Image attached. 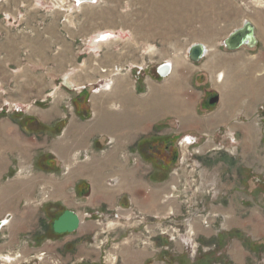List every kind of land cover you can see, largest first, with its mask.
<instances>
[{"label": "crops", "instance_id": "crops-1", "mask_svg": "<svg viewBox=\"0 0 264 264\" xmlns=\"http://www.w3.org/2000/svg\"><path fill=\"white\" fill-rule=\"evenodd\" d=\"M50 3L0 0V110H28L48 127L64 121L61 133L43 136V144L32 135L11 133L9 119L1 123L0 163H6L8 154L15 163L0 169V255L21 253L22 259L12 261L21 264L24 256L40 250L54 253L72 238L94 232L98 223L92 213L108 224L114 222L112 225L125 224L128 207L161 218L170 211L178 213L177 201L166 198L176 176L152 182L154 167L142 158L132 162L130 151L136 146L144 149L156 136L201 135L231 125L239 141L238 163L212 166L206 172L207 184L214 186L203 198V206L211 214L210 226L194 221L200 245L196 257L190 258L177 244L180 256L164 262L156 258V251L133 249L122 241L117 243V264H144L150 259L148 264H264V121L254 117L264 104V0H256L247 18L254 26L255 47L225 49L231 55L215 54L196 68L222 87L225 99L221 107L206 114L196 111L198 93L191 96L187 91L184 96L178 70L173 74L172 67L167 83L145 78L136 95L130 71L108 70L118 57L99 54L103 42L95 43L97 37L92 42L95 48L89 47L91 54H86L81 33L70 21H62L63 12ZM83 89L85 94H76ZM168 99L175 106H169ZM167 117L177 122L175 130H159ZM239 117L244 121L233 122ZM259 122L263 124L260 128ZM40 151L59 160L60 174L33 170ZM10 165L21 173L1 182ZM29 169L30 173L22 174ZM79 183L85 196L76 199ZM56 202L74 211L81 227L39 245L34 236L39 210ZM258 241L260 244L255 243ZM83 243L82 250L88 251V243Z\"/></svg>", "mask_w": 264, "mask_h": 264}, {"label": "rangeland", "instance_id": "rangeland-1", "mask_svg": "<svg viewBox=\"0 0 264 264\" xmlns=\"http://www.w3.org/2000/svg\"><path fill=\"white\" fill-rule=\"evenodd\" d=\"M49 1L52 6L63 12L62 21H70L72 28L81 33L82 40L87 43L86 54H91L90 48H95L92 42L96 35L110 33L112 40L102 43L97 49L98 53H114L118 62L109 65L107 69L118 73L130 71L134 76L136 91L142 83L141 80L145 78L154 77L157 81L167 83V77L156 75V66L165 61L171 62L173 74L178 70V74L175 73L182 85L184 96L187 91L191 96L193 93L199 94L196 106L199 114H206L216 107H221L225 99L222 87L213 83L206 74L200 73L196 68L200 66V62L209 60L215 54H230L221 45L222 40L247 20L249 11H253L257 4L256 0H251V5L248 3L250 0H97L95 3L79 6L74 0ZM204 17L212 22L209 26L203 24ZM196 42L203 43L208 50L201 61L191 62L187 59L186 52L187 48ZM83 47L85 49L84 45ZM138 92L136 95L140 94ZM211 96H217V101L210 103ZM75 98L76 96L71 98V101ZM167 103L171 107L175 106L171 99H168ZM254 117L257 121H264V104L259 106ZM239 118L233 122L244 121ZM6 119L12 124L8 126L11 133L20 136L32 135L38 144L44 143L45 135L58 136L64 126V121L59 120L48 127L37 121L28 110L7 108L0 110V132L4 131L1 123ZM262 125L258 124V128ZM159 128L175 130L177 122L174 118L167 117L160 123ZM8 130L6 129V132ZM187 136L195 138L193 144L184 143L183 138ZM156 137L152 138L148 145L145 144L144 149L135 145V150L130 151L133 152L132 162H137L140 158L149 161L154 167V175L150 177L152 182L176 176L166 198L173 197L172 199L177 201L178 213L170 211L166 217L161 218L128 207L130 211L123 215V220L126 221L123 225L108 224V220L98 219L100 216L92 213L90 216L97 221L98 226L91 235L72 238L64 245L56 247L54 253L40 250L24 256L21 264H117V243L122 241L133 249L156 251V258L164 262H174L176 256H180L177 244L182 246L190 258L196 257L200 245L194 221L198 219L203 227L210 226L211 214L205 210L203 198L212 193L214 186L207 184L206 172H210V169L212 171V166L229 165L230 162L231 165H237V132L232 130L231 125H225L216 127L212 133L203 132L201 135L191 132ZM215 151L221 153L214 154ZM37 155L38 161L40 159L41 162L40 165H35L33 170L61 173L62 167L56 157L44 151L38 152ZM10 162L13 165L15 163L12 154H8L6 163H0V169L5 170ZM9 167L1 182L21 173L19 169L15 170L11 165ZM161 168L164 172L159 174ZM28 172L30 173V169L22 171V174ZM75 194L76 199L85 196L81 183L76 185ZM48 205L50 204L42 205L39 210L38 227L34 234L39 245L47 239H58L64 234L75 233L81 227L80 225L70 233H54L51 223L66 208L57 202L50 207ZM113 217V214H109V219ZM189 230L192 232L188 233ZM83 241L88 243V251L93 249L97 253L82 250ZM255 243L260 244V241ZM40 254L42 259H38ZM149 262H152V259L146 260L144 264Z\"/></svg>", "mask_w": 264, "mask_h": 264}, {"label": "water", "instance_id": "water-1", "mask_svg": "<svg viewBox=\"0 0 264 264\" xmlns=\"http://www.w3.org/2000/svg\"><path fill=\"white\" fill-rule=\"evenodd\" d=\"M97 0H74L76 5L82 3H95ZM100 38V37H99ZM98 41V39L96 38ZM100 40V39H99ZM221 45L229 51L239 49L240 47H247L252 49L256 45V38L254 35V26L249 20H244L242 24L228 33V35L222 40ZM207 51L206 46L203 43H192L187 48V59L191 62H199L204 57ZM171 62L165 61L156 66V75L164 78L168 75ZM217 96H213L209 99L210 103L216 102ZM3 222L0 221V228ZM80 226L79 216L72 210L65 209L56 219L51 223V228L54 233H70L77 230Z\"/></svg>", "mask_w": 264, "mask_h": 264}, {"label": "built area", "instance_id": "built-area-1", "mask_svg": "<svg viewBox=\"0 0 264 264\" xmlns=\"http://www.w3.org/2000/svg\"><path fill=\"white\" fill-rule=\"evenodd\" d=\"M229 137V136H228ZM232 138V137H231ZM208 140V139H207ZM183 141H184V143H186V144H193L194 143V141H195V138H191L190 136H187V137H184L183 138ZM42 255L40 254L39 256H38V259H42V257H41ZM3 257V258H2ZM8 257H9V259H8ZM15 259H22V256H21V253H14V254H7V253H5V254H1L0 255V264H14V263H12V261H14Z\"/></svg>", "mask_w": 264, "mask_h": 264}, {"label": "bare ground", "instance_id": "bare-ground-1", "mask_svg": "<svg viewBox=\"0 0 264 264\" xmlns=\"http://www.w3.org/2000/svg\"><path fill=\"white\" fill-rule=\"evenodd\" d=\"M84 4V3H83ZM86 4V3H85ZM89 4V3H88ZM91 4V3H90ZM65 6V5H64ZM80 6V5H79ZM82 7V6H81ZM80 7V8H81ZM78 9H79V7H78ZM211 21L208 19V18H203V24H208L209 25V23H210ZM96 37H97V39H98V42H95V43H104V42H106V40H111L112 38H110L111 37V35H110V33H107V34H104V33H101V34H98V35H96ZM100 37V38H99ZM95 38V37H94ZM100 39V40H99ZM94 42V41H93ZM207 48V50H208V47H206ZM206 54V53H205ZM171 64V63H170ZM119 70V69H118ZM170 70H171V66H170V69H169V73H170ZM168 73V74H169ZM222 76H223V74L222 73H220L219 74V76H218V78L219 79H221L222 78ZM183 150V149H182ZM185 151V150H184ZM184 151H182L183 153H184ZM186 152V151H185ZM183 155V154H182ZM184 156V155H183ZM186 156H187V154H186ZM185 157V156H184ZM184 159V158H183ZM111 224H114V222H110ZM177 232V231H176ZM192 232V230H189V232L188 233H191ZM170 234V233H169ZM182 235V234H181ZM183 236V235H182ZM172 237V236H171ZM189 237H190V234H189ZM176 239V238H175ZM3 258V257H2ZM8 259H9V257H8ZM10 260V259H9ZM16 261V260H15Z\"/></svg>", "mask_w": 264, "mask_h": 264}, {"label": "trees", "instance_id": "trees-1", "mask_svg": "<svg viewBox=\"0 0 264 264\" xmlns=\"http://www.w3.org/2000/svg\"><path fill=\"white\" fill-rule=\"evenodd\" d=\"M88 92H89V91H88ZM84 94H85V91H84ZM49 157H50V156H49ZM52 159H53V158H52ZM39 162H41V161H40V159H39V161H38V164L40 165V163H39ZM41 164H42V163H41Z\"/></svg>", "mask_w": 264, "mask_h": 264}, {"label": "flooded vegetation", "instance_id": "flooded-vegetation-1", "mask_svg": "<svg viewBox=\"0 0 264 264\" xmlns=\"http://www.w3.org/2000/svg\"><path fill=\"white\" fill-rule=\"evenodd\" d=\"M213 96H211L210 98H212Z\"/></svg>", "mask_w": 264, "mask_h": 264}]
</instances>
